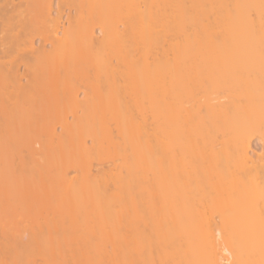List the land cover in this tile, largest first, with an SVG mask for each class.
Returning a JSON list of instances; mask_svg holds the SVG:
<instances>
[{
    "label": "bare ground",
    "instance_id": "6f19581e",
    "mask_svg": "<svg viewBox=\"0 0 264 264\" xmlns=\"http://www.w3.org/2000/svg\"><path fill=\"white\" fill-rule=\"evenodd\" d=\"M116 6L125 14L108 20ZM42 75H46V80L42 78L46 85L40 89ZM123 84L130 94L101 95V86L119 89ZM145 90L153 113L150 120H141L148 126L146 137L134 135L138 127L134 118L116 121L112 117L111 121L107 117L108 121L94 107L121 101L131 104ZM30 98L38 101L32 100L35 113H31ZM66 98L82 103V111L60 107L58 103ZM37 117L51 125L45 133H38L51 142L49 163L80 149L66 150L63 143L81 135L72 124L81 121L97 124L96 128L116 124L118 139L106 141L104 147L128 156L148 149L150 161L159 164L151 186V210L158 215L150 221L154 233L135 231L134 236L116 238L114 233L119 231L115 228L110 237V232H103L109 224H128L141 231L138 228L145 220L142 224L138 218L104 220L99 264H264V243L250 260L244 259L248 248L239 247L251 238L259 237L260 242L264 238V0H0V124L16 122V118L30 122ZM85 138L80 150L89 147ZM3 141L0 174L18 169L40 171L43 165L38 159L33 158L27 168L14 152L1 150ZM44 141H32L28 149L36 153ZM122 141L130 145L123 146ZM54 142L63 145L62 151L54 149ZM143 163L127 166L129 173L142 170ZM62 170L60 181L68 174ZM45 186L53 185L28 177L0 183V204L11 200L10 192L15 200L33 196ZM67 200L62 206L68 214L75 204ZM60 225L51 219L43 225L32 221L28 226L17 223L8 228L0 219V264H38L39 235L54 233ZM85 233L71 238L86 245ZM106 238L109 244L103 241ZM197 238L203 241L200 246ZM77 248L73 253L85 251ZM201 248L209 253L207 260L198 255ZM97 255L87 262L93 263ZM75 256L73 263L69 260L72 264L83 262L82 256L76 257L79 260Z\"/></svg>",
    "mask_w": 264,
    "mask_h": 264
},
{
    "label": "rangeland",
    "instance_id": "374dc122",
    "mask_svg": "<svg viewBox=\"0 0 264 264\" xmlns=\"http://www.w3.org/2000/svg\"><path fill=\"white\" fill-rule=\"evenodd\" d=\"M68 1H69V3L71 2V0H68ZM117 8H118V6H116L115 9L113 10V12L111 13V15H109L110 17L109 16L107 17L108 20H109V18L110 19L115 18L117 20V19L121 18L120 16L122 13L125 14V12H124L125 10L123 11V10H121L122 8H118V9ZM118 13H120V14H118ZM115 14H117V15H115ZM254 32H256V30H254L252 33H254ZM253 35L257 36L256 33H254ZM105 57L107 58L108 56H106V55L101 56V59L102 60L106 59ZM43 76L44 75H42L41 79H39L40 81L42 80ZM45 76H44V80H46ZM44 80H42V86H43ZM24 81H26V80L24 79ZM40 81H38V82H40ZM44 85H46V83H44ZM37 86H38V84H37ZM44 87L45 86L40 87V89L44 88ZM101 87H102V89H100L101 95H104L106 97H111L112 94H113V96H120V95H123L125 93L130 94V92L129 93L127 92L129 88L126 87L127 91L124 90L125 89L124 84H123L122 88L119 87V85H118L119 89L117 87H112L109 85H106V86L104 85L105 88L103 86H101ZM132 89L133 88H131L130 91H134V89L133 90ZM145 92H146V90H145ZM145 92L143 91L142 97L145 96L144 98H146V99H144V101L146 104L144 103L143 98L140 96L136 102L131 101L130 102L131 104H126L123 101H121L119 103L120 106L101 103V106H99L98 104H95L94 107L95 106L97 107V111L99 113H101V114L103 113L101 116L105 115L106 118L110 117L111 121H112V119H115L116 121L117 120L130 121L134 118L133 119L134 122L138 121V127L135 128L136 130L134 131V135L146 137L149 133L148 126L147 125L145 126V123H141V120H142V122H143V120H144V122H145V120H148V119L150 120V117L152 118L151 115H153V113L149 110L150 109L149 106L151 105V104H149V102H150L149 94L147 92L146 93ZM131 93H134V92H131ZM21 98L22 97H19L20 100L24 99L23 101H25V99L27 97H23L22 99ZM19 99H17V100H19ZM30 99L31 100L29 102H31V104H29V105L32 108L35 106L33 104L37 103L38 101L34 98H30ZM33 99L36 101H34ZM66 99H67L66 101H63V99H61L63 102L60 100L61 102L58 103L60 105V107L61 106L62 107L70 106L72 108H75V110H77V108H78V110L80 112L82 111L81 109H82L83 105L81 102H80L81 104H79V102L72 101V99H70V98H66ZM32 100L34 101V103ZM12 101H14V98L12 99ZM29 102L28 101H27V103L25 102L26 106L28 108H29V106L27 104ZM20 104H22V103H20ZM38 105H41V104L38 103ZM22 106H23V104H22ZM22 106L20 105V107H22ZM36 107L39 109L41 108L40 106L39 107L36 106ZM32 110L33 111L31 113L34 112V108H32ZM38 110L36 109L35 111L38 112ZM72 110H74V109H72ZM29 113H30V111H29ZM140 113L142 115H140ZM38 114H41V113H37V114H35V116L36 115L39 116ZM143 115L144 116L147 115L145 117L146 119L143 118ZM37 118L34 120L31 118L30 122H28L29 118H28V121L25 119V122H21V121L18 122L20 118H16V122H15V119H14V121L12 120V121H9L7 123L4 122V124H3V122H1L2 124H0V127H1L0 128V140L4 139V141L1 142L4 144V145L1 144V150H4L3 148L5 147L6 150H4V151H9L10 153L14 152L17 155V160L19 162H24L25 165L27 164L26 165L27 168H28V163L30 164V161L32 163L33 162L32 159L36 158V160L38 159V162L40 163V167L43 165V166H45V168L49 169L51 166V169H49L51 173L47 172V169L45 170L43 166L41 167L40 171L38 169V170H36V172L33 171V173H32V170L29 171V169H27V170H19L18 169V170H15L14 172L6 171V172H3L0 174V183L7 182V181H15V180H18V179L23 178V177H28V178H35L41 182H50L53 186L41 187V188H39V190H37V192L33 196H30L27 194V195H24L18 199H15V200L12 196L13 192H10L9 196L12 197L11 200L6 201V204H3V205L0 204V219L7 222L8 228L13 227L17 223L28 226L32 221L38 222L40 225H43L47 220H51V219H55V220L61 222L59 229L57 231H55L54 233H47L44 231L41 235H39L38 252L40 254V257H38V264H44V263H46V264H62V261L64 264H67L66 262H68L69 260L73 263L74 262L73 257L76 254L79 255V259H81L83 257V259H82L83 262H81L79 259L76 258V257H78V255L75 256V259L79 260V263L81 262L80 264L84 263V261H85V263L89 264L87 262V259L91 258L93 255H97V253L99 254V255H97L98 258H97V256H94L97 258V260H96V258H92V259H95L96 262L94 260L93 261L91 260L90 262H93L91 264H94V263L96 264L97 262L99 264L100 258H101L100 257L101 256L100 255L101 247L104 244L101 241V238L102 239L104 238V237H101V235H103V234H101V229L103 228L101 226V224L104 220H108L110 222L111 221L113 222L114 220H119V218L120 219L122 218L123 221H124V219L126 220L129 218L130 219L135 218V221H136L138 218V220L141 219L140 224L143 223L142 220L143 221L145 220L149 225L151 223L150 221L158 218V215L152 214L153 212L151 210L150 201H151V193L153 191V187H151V186H153V177H152L153 175H152V173H153V170L158 168L159 164L157 162H153V160L150 161V159H151L150 155L151 154L149 153L150 151L148 149L136 154L137 156L136 155L134 156L132 154H130L128 156V155H125L123 153H119L117 150H116L117 153L114 152L115 149H113L112 147H110V148L107 147L109 149L104 147L106 141L109 142V141H112L114 139H118V138H116V137H118V135H117L118 131L115 130V129H117V127L115 126L116 124H113L112 126L109 124L110 127L109 126L107 127L105 125L101 126L99 124L102 128L107 127L108 128V130H107L105 128L102 129L101 127L96 128V127H99L97 124H96L97 125L96 126L93 123L86 124V123H82L81 121H79V122L77 121V123H74V122L72 123L73 128L76 131V133L81 134V135H78L79 137L76 136L77 135L76 134L75 137L73 139H71V141H72V142L70 141L71 143H68L67 141H65V143H63L65 145L64 146L65 148L63 147V145L61 146L59 143L54 142V143H57L58 145L52 143L53 145H55L54 146L55 148L54 147L53 148L59 149L60 147H62L64 149H66V148L74 149V147H75L77 149H79V148L81 149V144L83 143V138L86 137L85 142L89 146L88 148L90 150H87L88 148H86V149H84L85 152H83L84 151L83 149L82 150L76 149L78 152L76 151L75 153H73V155L68 156V157L64 156L65 160H63L64 159V157H63L61 159L58 158V160L54 159V161H52V163H49V161H51L53 159V158L51 160L49 159V157L51 158V156L53 155L51 152L53 149H50L51 148L50 147L51 142L49 143L47 141V139L44 141L45 136H43L42 134H40V136L42 135L43 137L41 136L42 138H39L40 136L38 133H41V132L45 133L44 129H46V128H47L46 130L50 129L51 125H50V122H48L49 124L46 123L47 120L45 121V123L42 122L44 120L42 117H41L42 121H41V118H38L39 120ZM108 118H107V120H108ZM21 120H23V119H21ZM115 120H113V122H115ZM91 124H93L95 127L91 126ZM48 127H50V128H48ZM77 130H78V132H77ZM105 130H107V131L105 132ZM111 130L114 132L112 133ZM147 131H148V133H147ZM2 132H3V134H2ZM92 133H94L96 138L90 137V135ZM106 133H108V134H106ZM104 134L108 135V136L106 137ZM3 135H4V138H3ZM1 136H2V138H1ZM109 136H111V137H109ZM37 139H38V142L42 140V141H44V143L45 142L46 143L42 144L43 148L40 147L41 146V144H40V146H38V147L41 149V151H39L40 149L38 150V148H36L38 152L35 153V151L30 150L28 148H31L30 143L32 141L33 142L36 141ZM39 139H41V140H39ZM92 139H96V140L94 141ZM102 142H103V145H102ZM108 142H106V143L108 144ZM255 142H257V139L255 140ZM123 143L124 144H122V143H120V144L123 146L130 145V142H128V141H125ZM36 144H35V146L38 145V144L37 145ZM66 144H68V145H66ZM29 145H30V147H29ZM70 145H72V146H70ZM78 146H79V148H78ZM62 148H60V149H62ZM47 149H49L51 151H47ZM58 149H57L58 152L62 151V150H60V149L58 150ZM68 149H66V150H68ZM107 150H109V151H107ZM79 151H81V152L79 153ZM32 152L35 155H32ZM48 153H50L52 155H50L48 157ZM46 158L48 159V161H46L47 160ZM139 162H144L143 163L144 167L141 168L142 170L139 169L140 171L138 170V172L135 170L134 172L132 171L133 173L132 172L129 173L127 166H133ZM62 169H64L65 171L67 170L66 172L68 174L66 175V177L70 181V182H68V180L65 177L64 180L65 179L67 180V181H65L67 183L65 186H64V184H65L64 180L60 181L61 180L60 178L62 176L60 174V172H64ZM62 182H63V184H61ZM126 183H127V185H126ZM67 186L69 189L67 188ZM121 186L124 188H122ZM125 186L128 187V188L126 187L127 191H126ZM80 187L81 188L84 187L86 190H84V189L79 190ZM87 187L89 189H87ZM129 187H130V189H129ZM128 190H130V192ZM72 191H74V192H72ZM76 192H77V194L74 195ZM67 193H69V195H67ZM124 194H126V195L124 196ZM127 194H129V195L127 196ZM140 194L144 195V196H141ZM66 196H69L70 198H67ZM143 197L145 199H143ZM64 198L66 199L65 201H68L67 199H69V202L71 201L75 204L74 209H72V211H70V212L68 211L71 214H69V213L67 214L65 211H64L65 213L63 212L64 206H62V205L65 204ZM127 198H129V199H127ZM73 211H74V213H73ZM132 220H134V219H132ZM95 221L100 222V224L97 223L98 225L96 224L95 225L96 227L94 226V228H93ZM145 221H144V223H145ZM144 223L141 225V227L138 228V230L140 229L141 231L135 230L136 228H134V226L131 227L132 225H129L130 226L129 227L127 224V226L125 225L126 226L125 227L124 225L121 226L118 224H117L118 225L117 226L114 223V225L109 226L110 225L109 224L107 227H105L103 232L104 233L110 232L109 233V236H110V235H112L111 232L114 233L113 231L115 230V228H118L116 230H118L119 232H117V234H116V231H115V233H114V235H116V238H118V236H119V238H121L122 236L123 237L134 236V234L136 232H142V231L146 232V234L149 232V235H150V232L154 233V230H151V228H150L153 223H151V225H149V226L147 225L148 228H147V226H144L145 225ZM138 226H140V225H138ZM92 229H94V230H92ZM90 230H91V232H90ZM79 232H86L85 234H87V232H88L87 242H86V240L83 242V243H87L86 245L81 244L83 240H81V243L77 244L76 241H79L80 239H72L73 238L72 236L73 235L77 236ZM89 233L91 234V236L89 235ZM153 233H151V234H153ZM136 234H138V233H136ZM109 236H107L108 239L111 237V236L110 237ZM88 238L90 239V241H88L89 240ZM107 238L104 239L103 241L107 242L106 241ZM258 238H255V239L251 238L250 243H247L248 241H246V244H244V243L240 244L242 246L248 244V246H246V247L245 246L244 247L239 246L240 248H243L244 250H247L246 248H248V250H249L248 253L246 252L247 254H245V256L243 255L245 260H250L251 257L252 258L254 257L253 255H255V253L258 249L259 250L262 249V246H263L262 244L264 243L263 242L264 238L261 242H260L261 238L259 240H258ZM71 239L73 240L74 243H72ZM198 239L199 238H197V241L199 243L197 242V244L199 245L203 241H201L202 239H199V240ZM234 240H236V238ZM101 242H102V245H101ZM107 243H105V244L107 245V247H109L110 245L108 246L109 243L108 244ZM67 244H69L70 247L71 246L72 247L74 246V247L73 248L71 247V249H69V248H67V246H68ZM86 247H88L89 249L91 247V249L88 250V248H86ZM202 247H203V243H202ZM66 248L69 250H67ZM76 248H77V250H82L83 248L85 249V251H83V252L79 251L80 254L81 253L84 254L85 252H88V251L90 253H87V255L89 254L88 256L86 255V253L84 255L83 254L80 255L79 253H77L78 251L76 250L77 252L75 254V253H73L74 252L73 249H76ZM201 249L202 250H200V251L198 250L199 251L198 255L199 256H205V259H206L207 258L206 256H208V254H209V253H207V252H209V250H208V248L206 249V247H205V249L208 250L207 252L205 249L204 250H203V248H201ZM64 250L68 251L67 252L68 255H66V253H64ZM71 250H72V252H71ZM94 250H95V252H94ZM96 250H97V252H96ZM262 250H264V249H262ZM70 252L72 254H74V256L71 255ZM253 252H254V254H253ZM59 253H62V256H63V254L65 256L60 257ZM91 253H93V255H91ZM263 253H264V251H263ZM249 254H250V256H249ZM90 255H91V257H90ZM56 256H57V258H56ZM84 256H86V258H85L86 260L84 259ZM64 260H67V261H64ZM154 260H156V259L154 258ZM154 260H152V261H154ZM71 262L69 264H72ZM205 262L206 261H204L203 264H205ZM154 264H162V262L154 261ZM163 264H165V263H163Z\"/></svg>",
    "mask_w": 264,
    "mask_h": 264
}]
</instances>
